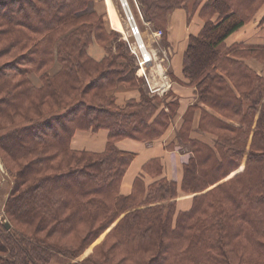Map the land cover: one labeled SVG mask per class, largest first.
Here are the masks:
<instances>
[{"label":"trees","instance_id":"1","mask_svg":"<svg viewBox=\"0 0 264 264\" xmlns=\"http://www.w3.org/2000/svg\"><path fill=\"white\" fill-rule=\"evenodd\" d=\"M190 1L137 0L165 40L168 15L176 9L187 10L191 20L199 8L205 22L190 36L183 58L198 101L178 132L190 147L181 188L195 196L188 212L177 213L175 181L146 186L137 178L130 195L120 194L134 154L116 143L162 137L178 102L158 111L162 99L142 87L135 57L90 10L91 0H0V9H11L0 11V59L10 60L0 66V122L23 116L22 126L14 121L0 128L2 159L18 172L6 208L38 235L0 231V264L74 257L82 248L63 246L64 253L48 237L76 238L88 228L98 238L114 223L104 239L111 247L93 264L117 256L128 264H264V76L245 62L254 58L264 66V46L225 44L264 0H196L193 11ZM94 41L106 52L99 61L89 55ZM120 87L140 89L141 99L118 106ZM198 110V128L215 137L214 145L190 137ZM102 129L109 132L103 152L71 148L76 131ZM245 157L244 170L226 180ZM144 171L159 176L160 162Z\"/></svg>","mask_w":264,"mask_h":264},{"label":"crops","instance_id":"2","mask_svg":"<svg viewBox=\"0 0 264 264\" xmlns=\"http://www.w3.org/2000/svg\"><path fill=\"white\" fill-rule=\"evenodd\" d=\"M215 15L212 20H217ZM264 3L258 9L253 19L238 31L231 34L226 40L227 47L244 44L251 46H264ZM205 22L199 16V12L188 18V12L185 9H176L168 15L167 24V64L160 63L157 66H151L147 74V87L150 95L159 96L162 101L158 102V111L165 109L169 112L168 103L178 102L176 113L171 118L170 124L162 137L146 142L134 139H122L116 143L120 151L134 154V158L126 171L121 185L120 194L128 196L134 188V181L140 178L146 186H149L160 179L175 181L178 188L176 198L177 213L188 212L193 205L195 194H187L182 191L181 185L184 177V165L189 159L186 152L177 149L178 132L184 123V115L191 105L197 103L196 88L188 85L189 79L183 73V58L189 43L190 36H197L202 30ZM117 30V29H116ZM98 45H91L89 53L95 59H101L105 56V50H102L101 56L91 54V49ZM246 64L256 71L259 75L264 76V66L257 60L250 58L245 60ZM151 65V64H149ZM146 74V72H145ZM137 76H143L142 71L137 72ZM37 79H35V83ZM116 104L125 107L131 100L139 101L141 99V90L138 88L120 87L114 92ZM204 107L203 104H200ZM208 110V109H207ZM201 118V110H198L194 117V131L192 138L204 143L214 145L215 137L198 130ZM109 132L105 129L97 132L93 131H76L72 140L71 148L77 151H87L101 153L106 149ZM153 160L160 162L162 171L159 176L149 174L144 171V167ZM115 226L113 224L108 228L102 238ZM87 256V255H86Z\"/></svg>","mask_w":264,"mask_h":264},{"label":"rangeland","instance_id":"3","mask_svg":"<svg viewBox=\"0 0 264 264\" xmlns=\"http://www.w3.org/2000/svg\"><path fill=\"white\" fill-rule=\"evenodd\" d=\"M195 1L196 0H191L189 2L190 11L194 10L193 6L195 5ZM109 2L111 4V6L113 7L116 18L119 20V22L122 25V29H123L122 32L116 30V28L113 26V24L109 18L107 0H91L90 10L93 12H96L97 15L99 16V18H101L103 20L107 30H113V31H116L119 33V35L117 36L118 41H123V43L125 44L124 46L128 49V51L130 52V55L135 57V60H136L137 66H138L137 72L138 71L143 72V76L140 77L144 81L142 87L150 94L151 91L149 90V87H147V81L145 79V77L147 78L148 72H150V70H151L150 67L151 66H153V67L157 66L160 63L167 64V62H168L167 61V54L165 53V51H168L166 49L167 43H166V40L164 39V35H163L162 31L155 30L154 26L143 17V14L141 12V9L139 8L137 0H128L129 6L133 12V15L135 17L137 25L139 26V28L141 30V35L145 41V44H146L148 50L155 55V60H154V62L150 63L151 65L148 64L145 66H141L139 63L138 56H137V54L140 55L141 52L138 49L137 39L134 36H132L130 33L131 32L130 24H129L126 12L124 10V7L122 5V2H121V0H109ZM7 9H10V8L9 7L8 8L7 7L1 8L0 11H5ZM198 12H199V8L196 10L195 14ZM159 32H161V34H158ZM156 33H157V35H156ZM94 44L98 45V47L104 49V46H102L101 44H98L96 41H94L91 45H94ZM90 46H89V48H90ZM89 55H90V53H89ZM91 57L94 58L93 56H91ZM102 58H104V57H102ZM101 59H96V60L99 61ZM7 61H10L7 57L1 58L0 59V66L2 64H5ZM145 72H146V74H145ZM0 100H1V98H0ZM12 116H13L12 120L7 121V122L10 123V122H14V121H19L18 123L22 126L23 120H21V118L23 116H19V115H12ZM7 122H3V123L0 122V128L4 127L5 124H8ZM198 130H199V128H198ZM193 131H194V119H193L190 137H192ZM8 144L11 147H14L13 142L12 143L9 142ZM177 149H179L180 151L186 152V153H188L190 151L189 145L181 142L179 137H178ZM188 154L190 157V152ZM5 158H6L5 159L6 162L8 163V165L11 168H7V166H5L4 160L2 159V154L0 153V222L3 224L4 219H7L11 225V228L9 230H7L4 226V229L0 228V231L2 233H6V232H4L6 229L7 231H11V234L12 233L13 234L16 233L18 235L19 234H25V235H27V237H29V236L36 237L38 235H36V233L33 231L34 228H32L30 226L21 225L20 223L13 220V218L11 216L8 215L6 207H7L8 201L10 200V197L13 193V189L15 188L16 174L18 172H17V166H14L13 163L10 162L8 157H5ZM246 158L247 157H245L241 167L238 170H236L235 172H233L228 178H226V180H228L229 178L233 177L237 173L244 170ZM114 224L116 225V223H114ZM39 235L44 237L47 234L44 232V233H41ZM102 235L98 236V238L96 236H91L90 230L88 228H83L80 231L78 237H76V238H69L67 240H63V239L54 238L51 236L48 237L50 243L51 242L54 244L58 243V244L62 245V247L64 246V247H68L71 249L74 248L77 250H80L82 248V250H80L76 254V256H74V257L71 255L64 257V256H61L60 254H58L55 256V258L56 257L57 258L50 260L49 264H93L92 262H94V263L99 262L100 263L101 259H104V255H103L104 253H102V251L108 250L112 245L111 242H109L107 245H105L104 239H105V236L107 234L103 238H102ZM64 247L60 248V251L65 253ZM88 259H91V260H88ZM147 259L150 261L151 257L147 256ZM152 261H153V258H152ZM110 264H128V263L125 262V260L122 256H117V257H114L112 259Z\"/></svg>","mask_w":264,"mask_h":264},{"label":"bare ground","instance_id":"4","mask_svg":"<svg viewBox=\"0 0 264 264\" xmlns=\"http://www.w3.org/2000/svg\"><path fill=\"white\" fill-rule=\"evenodd\" d=\"M122 1H123V3L128 2V0H122ZM107 3H108L109 18H110L113 26L118 31L122 32L123 31L122 25L119 22V20L116 18V15L114 13L113 7L111 6L109 0H107ZM123 6H125V12H127L130 15V11H131L130 7L125 5V4H123ZM136 39H137L138 49L140 50V52L143 51L146 55H151V53L149 52V50H148V48H147V46L145 44V41H144L142 35L141 34H140V36L138 35ZM90 52H91L92 55H95V56H101L103 54L102 50L99 49L97 46H95L93 48V50L91 49Z\"/></svg>","mask_w":264,"mask_h":264},{"label":"built area","instance_id":"5","mask_svg":"<svg viewBox=\"0 0 264 264\" xmlns=\"http://www.w3.org/2000/svg\"><path fill=\"white\" fill-rule=\"evenodd\" d=\"M125 5L129 6L128 3H126ZM124 10H125V6ZM130 10V9H129ZM129 24H130V29H131V35L134 36L135 38H137V36H140V29L136 23V20L132 14V12L130 11V15L126 12ZM158 34H161V32H159ZM157 35V33H156ZM140 47V46H139ZM154 60V54L151 53V55H146L143 51H141V56L139 57V63L141 66H145L149 63H152V61Z\"/></svg>","mask_w":264,"mask_h":264},{"label":"water","instance_id":"6","mask_svg":"<svg viewBox=\"0 0 264 264\" xmlns=\"http://www.w3.org/2000/svg\"><path fill=\"white\" fill-rule=\"evenodd\" d=\"M121 1H122V0H121ZM122 2H123V1H122ZM124 4H126V3H124ZM3 223H4V226H5V228H6L7 230H9V229L11 228V225H10V223H9V221H8L7 219H4Z\"/></svg>","mask_w":264,"mask_h":264}]
</instances>
